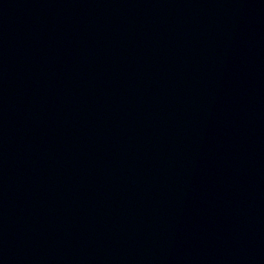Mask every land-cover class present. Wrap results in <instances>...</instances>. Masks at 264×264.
<instances>
[{
    "label": "water",
    "instance_id": "1",
    "mask_svg": "<svg viewBox=\"0 0 264 264\" xmlns=\"http://www.w3.org/2000/svg\"><path fill=\"white\" fill-rule=\"evenodd\" d=\"M0 264H264V0H0Z\"/></svg>",
    "mask_w": 264,
    "mask_h": 264
}]
</instances>
